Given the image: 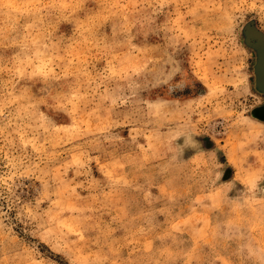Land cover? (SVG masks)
<instances>
[{
    "label": "rangeland",
    "instance_id": "rangeland-1",
    "mask_svg": "<svg viewBox=\"0 0 264 264\" xmlns=\"http://www.w3.org/2000/svg\"><path fill=\"white\" fill-rule=\"evenodd\" d=\"M264 0H0V264H264Z\"/></svg>",
    "mask_w": 264,
    "mask_h": 264
},
{
    "label": "water",
    "instance_id": "water-1",
    "mask_svg": "<svg viewBox=\"0 0 264 264\" xmlns=\"http://www.w3.org/2000/svg\"><path fill=\"white\" fill-rule=\"evenodd\" d=\"M246 42L257 52L255 85L258 91L264 93V34L252 26H247ZM262 113L264 114V108Z\"/></svg>",
    "mask_w": 264,
    "mask_h": 264
}]
</instances>
